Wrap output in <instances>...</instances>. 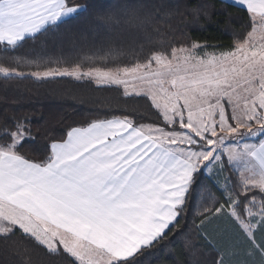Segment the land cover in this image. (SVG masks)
Here are the masks:
<instances>
[{
	"label": "snow or ice",
	"instance_id": "6c2138e0",
	"mask_svg": "<svg viewBox=\"0 0 264 264\" xmlns=\"http://www.w3.org/2000/svg\"><path fill=\"white\" fill-rule=\"evenodd\" d=\"M221 2L249 14L250 30L234 32L228 46L188 38L176 47L155 27L127 48L101 46L69 61L20 49L89 5L0 0V77L122 86L134 101L106 109L122 115L69 126L36 147L40 155L25 146L36 140L27 118L4 116L0 264H145L189 227L210 250L195 264H264V141L247 142L264 136V0ZM113 22L114 14L103 18ZM128 22L144 28L137 17ZM144 44L153 50L141 63ZM126 55L134 62L121 64ZM201 193L211 206L189 225V197Z\"/></svg>",
	"mask_w": 264,
	"mask_h": 264
},
{
	"label": "trees",
	"instance_id": "16d2710c",
	"mask_svg": "<svg viewBox=\"0 0 264 264\" xmlns=\"http://www.w3.org/2000/svg\"><path fill=\"white\" fill-rule=\"evenodd\" d=\"M75 2L89 5V10L68 24L61 25L55 32L45 33L35 41L30 40L20 49V53H35L53 59L75 61L82 55H90L101 46L107 47L112 44L127 48L133 38L142 36L145 30L155 36L153 33L155 27H160L161 32L166 34L164 38L178 41L174 45L176 47L188 38L199 43L228 46L233 41L234 32L250 30L247 10L238 5H225L221 0H75ZM197 9L206 12L207 16L194 15V10ZM224 9L228 15L224 14L222 11ZM109 13L114 14L119 23L113 22L105 26L103 18ZM133 17L144 22L143 29L138 30L134 24L128 22ZM140 43L144 41L138 40L137 44ZM152 50L148 44H144L142 52L137 47L141 63ZM118 60L121 64L134 62L133 58L127 55L119 57ZM132 103H134L132 99L123 96L121 86H97L92 82H81L67 77L44 81L0 77V122L5 115L27 118L26 122L36 138L35 145H25L33 148L29 153L31 155H40L34 149L52 137L60 138L69 126H77L88 119L122 115L119 111L110 112L106 109H115ZM148 115L153 120L156 118L154 113ZM212 192L221 203L224 202L220 192L214 188ZM205 195L201 193L195 199L189 197V215L186 218L189 225L196 214L203 210V206H211L204 198ZM184 222L181 221V224ZM190 232L191 227L180 235L170 236L162 249L146 257L145 264H195L198 260L210 259V250L202 246L198 237H190ZM189 239L192 241L191 246L185 243Z\"/></svg>",
	"mask_w": 264,
	"mask_h": 264
},
{
	"label": "rangeland",
	"instance_id": "374dc122",
	"mask_svg": "<svg viewBox=\"0 0 264 264\" xmlns=\"http://www.w3.org/2000/svg\"><path fill=\"white\" fill-rule=\"evenodd\" d=\"M153 67H155L154 64H153ZM121 87H122V86H121ZM122 88H123V87H122ZM226 109H227V105H226ZM228 110H230V109H228ZM261 137H263V136H259V135H257L256 137H249V138L247 139V142H248L249 144H254V142H255L258 138L261 139ZM257 242H259V240H258Z\"/></svg>",
	"mask_w": 264,
	"mask_h": 264
},
{
	"label": "crops",
	"instance_id": "0c3cea01",
	"mask_svg": "<svg viewBox=\"0 0 264 264\" xmlns=\"http://www.w3.org/2000/svg\"><path fill=\"white\" fill-rule=\"evenodd\" d=\"M238 6H241V7H243V8H245L246 9V7L245 6H243V5H238ZM262 141H264V136L263 137H261V139L260 138H258L255 142H254V145H259ZM254 162V161H253Z\"/></svg>",
	"mask_w": 264,
	"mask_h": 264
}]
</instances>
